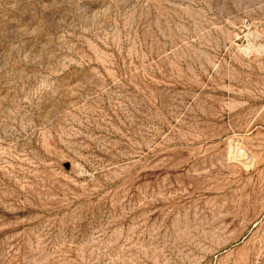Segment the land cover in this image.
Masks as SVG:
<instances>
[{"label": "rangeland", "instance_id": "1", "mask_svg": "<svg viewBox=\"0 0 264 264\" xmlns=\"http://www.w3.org/2000/svg\"><path fill=\"white\" fill-rule=\"evenodd\" d=\"M0 264H264V0H0Z\"/></svg>", "mask_w": 264, "mask_h": 264}]
</instances>
